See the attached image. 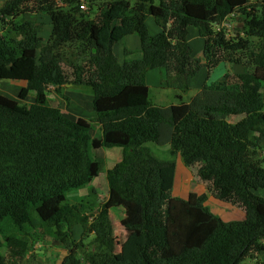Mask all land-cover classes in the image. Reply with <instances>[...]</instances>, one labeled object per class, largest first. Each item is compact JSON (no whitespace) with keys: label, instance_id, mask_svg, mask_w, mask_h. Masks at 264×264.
Returning a JSON list of instances; mask_svg holds the SVG:
<instances>
[{"label":"trees","instance_id":"obj_1","mask_svg":"<svg viewBox=\"0 0 264 264\" xmlns=\"http://www.w3.org/2000/svg\"><path fill=\"white\" fill-rule=\"evenodd\" d=\"M24 1L5 0L1 15L13 24ZM33 1L49 17V37H37L26 21L21 28L33 27L32 43L0 46V81H25L18 99L34 94L28 104L0 93V264L26 258L33 235L26 226L65 247L59 264H240L245 258L264 264L254 261L264 251V194L258 193L264 191V0ZM82 2L96 5L93 18ZM233 11L244 18L226 38L215 24ZM148 17L158 34L149 33ZM189 27L204 41L208 72L221 63L245 71L231 86H203L186 102L182 95L202 67ZM132 34L142 57L120 62L113 47ZM252 39L261 41L258 49ZM152 69H163L166 86L182 93L177 104L150 101L145 75ZM67 83L92 88L99 137L48 103V87ZM148 143L169 146L205 192L175 196L176 162L155 157ZM112 147L122 154L106 170L103 187L138 216L127 222L133 231L118 257L107 206L88 214L89 205L69 198L99 176L103 164L93 150ZM208 195L241 209L244 218L224 221L205 204Z\"/></svg>","mask_w":264,"mask_h":264},{"label":"rangeland","instance_id":"obj_2","mask_svg":"<svg viewBox=\"0 0 264 264\" xmlns=\"http://www.w3.org/2000/svg\"><path fill=\"white\" fill-rule=\"evenodd\" d=\"M5 0H0V8L3 5ZM98 3V2H97ZM86 10L84 13L90 17L93 18L96 14L97 7L96 5L89 6V4H86ZM27 9V11H25ZM38 6L34 3L33 0H25L18 8V16L14 19H12V23H10L9 19L6 16H2L0 13V46H2L3 42L6 41L10 48L13 47H22L26 46L27 44L32 43V36L34 35L33 27L25 26L24 29L21 27L24 26L23 22H32L35 24V29L37 32L35 33L37 37H40L44 40H46L49 37L50 31H51V25L49 22V17L46 14V11L44 9L38 10ZM24 12V13H23ZM235 14L238 17V21H240L242 18H244V15L242 13ZM233 33H237L236 29L233 30ZM33 34V35H32ZM254 42L252 46L253 49H258L261 45V41L257 39H252ZM191 43L195 46L194 48L197 49V43L194 42V40L191 38ZM210 76V80L216 79L219 75V79L215 81L216 83L207 88L211 90H219L223 86V84H227V86H231L232 84L236 83L237 77L236 74L244 72L245 68L240 64H233V63H221L218 67L215 69H212ZM227 74L226 77H224ZM205 71L201 70L199 75L192 78V80L195 81L196 85H199V81L201 79H205ZM22 83V82H21ZM211 84V83H210ZM19 84L14 81H0V93L4 94L10 98L17 99L21 103H31L33 102V96L34 94L31 92L30 95L26 99H18V90ZM207 87V85H206ZM65 88V87H63ZM48 103L52 106H57L63 112L67 113L70 117L78 115L79 117L85 118V124L88 125V127L94 125L91 122L89 123L86 118H90V115H92V109L89 105V100L86 98L85 101L78 98H73L70 96H67L66 94L61 95V93H65L64 91L57 88L56 86L48 87ZM176 93L173 91V88H158V89H152L149 93L150 101L156 105H168L169 103H173L177 101V97L173 94ZM181 93V92H180ZM195 91L192 89V91H189L185 95V99L187 101L190 100V97L195 95ZM182 94V93H181ZM85 97V96H82ZM156 97V98H155ZM73 98V99H72ZM72 102L71 107L73 110H75V113H69L67 110L69 109V106ZM92 124V125H91ZM97 124V123H95ZM95 126V125H94ZM96 128H94V131ZM93 127H92V134L94 135ZM98 133H96L97 135ZM264 145V142H263ZM151 151L156 155V150H159V147L154 145V143L148 144ZM159 147V148H158ZM156 151V152H155ZM120 155V149H96L93 150V156L95 159H100L103 162V166L101 168V171L99 172V176L94 178L93 181L90 183L91 188H82L78 190L76 193H72V195L69 197L71 200H77L82 201L83 204L89 205L88 214L90 213L91 209L96 210L101 205L107 206L109 209V218L112 224V234L114 237V254L115 256H119L120 254V248L125 239L128 237V235L133 231L131 228L128 227L127 222L134 221L138 219V216L133 208V205L130 202H127L121 196L116 193L114 190L108 189L107 191L104 189V178H105V171L106 169L112 165L114 160L119 157ZM262 155L264 156V147L262 151ZM159 157H162L159 155ZM165 157V156H164ZM177 159V163H178ZM200 182V181H198ZM183 183V186H182ZM192 185V184H191ZM189 186V189H191L190 185H185L184 181L181 182V190L185 191L186 187ZM196 186V185H194ZM204 186V185H203ZM205 188V187H204ZM94 190V192L92 191ZM177 192V191H176ZM193 192V191H191ZM198 193V192H196ZM258 193L264 194V191H259ZM200 193H198L199 195ZM177 196V194L175 195ZM177 197L185 198L186 199V192H183V195H179ZM217 200V199H216ZM71 202V201H70ZM211 206V204H208ZM214 208V206H212ZM214 210H217L214 208ZM224 215L227 213L226 210H219ZM96 212V211H95ZM91 214H94L92 212ZM25 230L29 233H33L32 239H31V248L26 255V258L22 261L21 264H59L63 257L66 255L67 251L65 247L59 243L57 239H54L53 236H47L43 234V232L37 233L34 231L31 227L26 226ZM40 230V229H39ZM82 228L77 225L74 227V239L75 241L79 242L82 237ZM13 235L16 237H24V233L21 232L19 229H13ZM83 238V237H82ZM92 237L89 236L86 239H83V243H87ZM0 253L5 254V248H0ZM254 261L259 260L262 263H264V251L259 253L258 255L254 254ZM253 260L249 258H245L243 262L240 264H252Z\"/></svg>","mask_w":264,"mask_h":264},{"label":"crops","instance_id":"obj_3","mask_svg":"<svg viewBox=\"0 0 264 264\" xmlns=\"http://www.w3.org/2000/svg\"><path fill=\"white\" fill-rule=\"evenodd\" d=\"M146 24H147V27H148V31H149V33L151 35H156V34H158L161 31L160 27L158 25H156V23H155V21H154V19L152 17H148L146 19ZM191 38L194 40L195 43H197V49H195L194 48L195 46L191 43ZM188 40H189V43H190V45L192 46V48L194 50V57L199 59L201 65H202L200 71L195 76L199 75L201 70H204L206 75H205V79H201L199 81V85H196L194 80H192V79L189 80V82H188L189 90L182 95V100L186 101V102L190 101V100L187 101L185 99V95L187 93H189V91H192V89H193L196 92L195 93V95H196L201 90V88L203 86L207 85V88H209V87L213 86L216 83L215 81H217L219 79V75H218V77L216 79L210 80L211 73H213L214 71L211 72V70H212L211 69L208 72V69L204 66V64H205V58L203 56V42L204 41L199 36L197 28L189 27ZM124 50H128L130 52L128 54H124ZM113 51H114L115 55L117 56L118 61H120V62H123L124 60L140 59L142 57V53H141V50H140V41H139L138 35L132 34V35L125 36L121 41H119L118 43H116L114 45ZM226 76H227V74L225 75V73H224V77H226ZM14 82L19 84L18 90L25 85V81H14ZM145 83H146V85L149 88V93L154 88L155 89H158V88H161V89L166 88L167 89L168 88L166 86V84H165V74H164V70L163 69H152V70L147 71V73L145 75ZM50 86L54 87V85H50ZM226 86H227V84H223V86L221 88H224ZM63 87H65V88H63ZM57 88L60 89V93H61V90L64 91V89H65L66 92L65 93L62 92L61 95L66 94L67 96H70V97H73V98L74 97L75 98L79 97V99H81L83 101H85V99L87 98L89 100V105L91 104V101H92V98H93V90L89 86L80 85V84H77V85L76 84H68L67 83V84L59 86ZM173 91L176 92V93L173 94L174 96L176 94H178V93L180 94V92L178 90H176V89H173ZM195 95H193V96H195ZM82 96H85V97H82ZM193 96L190 97V99L193 98ZM178 102H179V99H177V101H175L173 103H169L168 105L177 104ZM71 105H72V102H71L67 112L75 113V110H73ZM164 106H167V105H164ZM65 114L68 117H70L67 113H65ZM95 115L96 114L92 110V115H90V118H86V119L88 120L89 123L91 122L92 124L94 123V125H95L94 126V125L91 124L92 126L88 127L90 129L91 135L95 136V137H99L100 133H101V126H100V124L98 122H96L94 120ZM70 118L73 119V120H76V121H78V122H80L82 124H85V118L84 117H79L78 115H76V117L71 116ZM95 123H97V124H95ZM92 127H93V131H94V128H96V130L94 131V133H95L94 135L91 132L92 131ZM96 133H98V134L96 135ZM148 144H147V146H148ZM154 145H156V144H154ZM114 148L117 149V150L120 149V155H119V157H117L114 160L112 165L109 166L107 169L111 168L117 161L120 160L121 154H122V150L119 147L101 148L103 150L114 149ZM98 149H100V148H98ZM156 151H155L156 155L152 151H151V153L155 157H157L158 159L165 160V161L166 160H174L176 162V173H175L174 187H173V194L174 195L177 194V196H179V195H183V192H186V198H187L188 195L191 193V191H193L195 193L198 192L200 194L205 192V188H204L205 186H203L204 184L201 183V182H198L193 177L191 170L183 164V162H182V160H181L179 155H176V154L172 155L171 154L169 146H165L164 148H160L159 150H156ZM92 155H93V152H92ZM159 155L162 156V157H159ZM177 159L179 160L178 163H177ZM97 160H100V159L97 158ZM100 161H102V160H100ZM102 164H103V162H102ZM182 181H184L185 185L186 184L190 185L191 189H189V186H188V187H186L185 191H182L181 187H180ZM194 185H196V186H194ZM182 186H183V183H182ZM209 203L211 204V206L208 205ZM205 204L209 206V208L211 209L212 212H214L215 214L220 216L224 221L240 220V219L244 218V212L241 209H239L237 207H234L231 204L224 203L222 201L216 200L214 198V196H212V195H208V198H207ZM212 206H214V208H216L217 210H214V208H212ZM219 210H226L227 213L224 215Z\"/></svg>","mask_w":264,"mask_h":264},{"label":"built area","instance_id":"obj_4","mask_svg":"<svg viewBox=\"0 0 264 264\" xmlns=\"http://www.w3.org/2000/svg\"><path fill=\"white\" fill-rule=\"evenodd\" d=\"M80 8L81 10H84L86 8L85 3L82 2L80 4ZM237 21V15L235 14V12H231L224 18V20H222V22H220V24H216V29L219 31H223L226 38L232 37L234 36L233 30L237 26Z\"/></svg>","mask_w":264,"mask_h":264},{"label":"clouds","instance_id":"obj_5","mask_svg":"<svg viewBox=\"0 0 264 264\" xmlns=\"http://www.w3.org/2000/svg\"><path fill=\"white\" fill-rule=\"evenodd\" d=\"M86 5V4H85ZM233 12H235V11H233ZM238 18V17H237ZM224 20V19H223ZM222 22V21H221ZM239 22L240 21H237V25H239ZM220 24V23H219ZM216 25V24H215ZM235 29V28H234ZM217 30V29H216ZM234 34V33H233Z\"/></svg>","mask_w":264,"mask_h":264}]
</instances>
